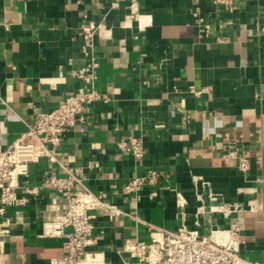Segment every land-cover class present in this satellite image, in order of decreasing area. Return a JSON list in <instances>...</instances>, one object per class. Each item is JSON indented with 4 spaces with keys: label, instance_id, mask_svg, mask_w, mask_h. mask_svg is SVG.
<instances>
[{
    "label": "crops",
    "instance_id": "1",
    "mask_svg": "<svg viewBox=\"0 0 264 264\" xmlns=\"http://www.w3.org/2000/svg\"><path fill=\"white\" fill-rule=\"evenodd\" d=\"M0 0V149H7L37 111L56 109L81 83L72 75L86 64L81 29L104 25L96 37L98 88L107 103L91 109L88 131L66 132L55 152L59 162L86 173L85 185L106 193L127 214L160 229L183 224L209 235L226 229L220 215L196 221L208 191L244 209L235 215L243 242L240 255L264 263V0H236L214 13L208 0ZM211 25L200 37L190 12ZM138 137L146 155L136 162L116 146ZM228 151L250 161L242 173ZM144 169L162 174L157 196L140 190L137 202L120 193ZM58 163L32 164L21 185H41ZM208 185L204 189L202 185ZM185 202L182 210L178 201ZM63 200L42 190L12 208L4 264H47L62 255L63 239L43 235L44 224ZM93 251L121 261L126 240L150 241L146 224L122 216L95 220Z\"/></svg>",
    "mask_w": 264,
    "mask_h": 264
},
{
    "label": "built area",
    "instance_id": "2",
    "mask_svg": "<svg viewBox=\"0 0 264 264\" xmlns=\"http://www.w3.org/2000/svg\"><path fill=\"white\" fill-rule=\"evenodd\" d=\"M122 0H115L113 8H119ZM214 13L220 14L232 7L236 0H208ZM199 28L200 37H209L211 25L204 21L199 9L190 12ZM138 6L130 0V17L136 18ZM104 25L90 23L81 29L83 40L82 54L86 64L80 70L72 72L81 86L66 95L58 107L50 112L34 113L26 129L7 148L0 149V264H4L6 239L10 235L12 219L8 216L12 208L26 206L30 197L37 196L42 190L60 195L63 204L56 207L55 215L44 224L43 235L62 238V255L50 260L47 264H264L252 262L240 255L243 242L241 226L235 215L244 209L237 203L219 200L211 191L208 199L212 205L200 199L197 208V225L201 218L210 219L220 215L231 220L226 229H212L209 235L182 225L175 231L160 229L146 223L137 214H127L123 209L108 199L106 193H93L86 185V173L81 168H74L59 162L55 152L60 148L62 137L66 132L84 134L88 131L89 116L92 107L97 103H107L109 96L98 88V70L100 63L95 54V39ZM118 150L131 155L136 162L144 160L146 149L144 141L138 137L120 138L116 141ZM226 157L238 160L242 173L251 169L250 161L228 151ZM51 164L58 163L61 173L52 171L41 185H21V179L27 178L32 164L41 159ZM162 174L153 169H144L141 174L133 175L121 187L120 193L137 202L140 190L152 189L149 197L157 196L155 190ZM264 182V179L261 180ZM206 190L208 185H202ZM180 209L185 202L178 201ZM122 216L130 217L136 223L146 224L150 231V241L126 240L124 248L119 251L121 261L107 259L104 252L93 251V237L96 228L95 220L104 217L109 221ZM223 235L218 239L215 235Z\"/></svg>",
    "mask_w": 264,
    "mask_h": 264
},
{
    "label": "bare ground",
    "instance_id": "3",
    "mask_svg": "<svg viewBox=\"0 0 264 264\" xmlns=\"http://www.w3.org/2000/svg\"><path fill=\"white\" fill-rule=\"evenodd\" d=\"M215 236H216L219 240H220V239H223V235H220V234H217V233H216Z\"/></svg>",
    "mask_w": 264,
    "mask_h": 264
}]
</instances>
